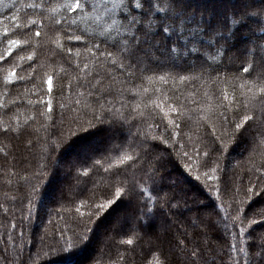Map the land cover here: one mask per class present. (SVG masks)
<instances>
[{
	"label": "trees",
	"instance_id": "trees-1",
	"mask_svg": "<svg viewBox=\"0 0 264 264\" xmlns=\"http://www.w3.org/2000/svg\"><path fill=\"white\" fill-rule=\"evenodd\" d=\"M212 1L216 2L208 8L197 0H81L82 6H85L84 12L69 15L64 6L74 0H0V19L18 10L22 21L35 19L39 23L42 19L40 10L33 11L28 5H44V26L38 29L41 36L35 37L36 28L33 27L31 46L26 53H21L31 55L32 60L21 61L14 53L12 61L17 66V80L26 75H35V84L29 80L27 83L21 82L19 87H5L3 77L10 65L0 68V129L9 125L11 117L13 126L17 120L21 128L27 122L32 132L30 141H24L14 150L19 152L27 148L24 158L31 163L23 167L16 164L12 154L7 156L5 163L3 157L13 152V144L0 140V205H3L0 208V264H22L24 260L28 264H74L83 252L85 255L77 264H126L132 254L126 252L125 248L132 247L136 248L135 264H147L146 256L155 264L162 257L159 252L150 251L147 241L162 221L169 222L170 232L177 241L184 240L185 233L188 240H192L197 232L207 233V238L204 235L197 237L187 251L191 252L196 243L206 245L210 240L212 248H207L204 253L208 264H212L213 260L216 264H231L229 257L244 264L243 253L232 250L230 245L247 247L246 241L264 234V217H255L259 222L251 226L245 222V236H237L241 225L233 223V198L235 196L237 205L244 201L240 205L242 215L252 217L255 212L264 211V196L251 200L243 196L250 183L254 187L264 176V139L257 135L253 141L249 134L242 133L236 140L227 141L226 148L218 154L219 171L216 173L211 168L202 167L201 163L205 159L204 146L211 139H205V126L211 132L215 123L217 132L220 131L215 115L220 109L213 93L222 91L227 94L229 101L235 96L236 102L232 107L240 109L241 115L246 110L245 104L250 115L253 114L251 108L257 105L258 88L251 91L248 87L240 88L241 84L251 86L256 76H246L242 70H238L242 65L253 64L259 55L256 49L264 47V0H252L248 8L243 7L245 0H231L233 7L227 6V0L225 3L224 0ZM13 4L15 7H12ZM126 6L129 10L128 19ZM112 19H116L117 24L108 28L104 37L107 44H101V48L111 44L112 38L116 41L128 39V43L134 45L133 54L143 61L141 66L154 70L143 78L142 87L148 89L147 95H152L153 99L162 95L164 101L173 104L178 100V108L187 105L183 107V119L177 120L184 125L182 138L181 135H174L171 141L176 144L175 149L168 147L170 142L164 139L163 128L158 134L157 128L151 126V119L131 132L127 124H100L77 131L79 125L71 123L77 117L81 123H86L90 118L82 116V110H89L87 90L78 86L85 80V63L88 64L87 72L90 75L97 72L103 74L107 69L118 78L122 77L110 65V61L104 63L102 54L97 59L83 45L77 47L70 43L63 29L67 28L73 35L83 33V39L91 47L93 40L99 42L102 39L101 29L107 27ZM54 20H75L76 23L68 28V23L55 25ZM127 24L129 33L125 27ZM6 26L7 21L0 25V29ZM117 28L120 35H117ZM16 38L23 40L26 37ZM69 47L72 49L71 58L67 51ZM3 51L4 46L0 45V52ZM77 52L81 55L77 56ZM228 56L238 59L229 63L223 72L213 73L209 68L208 73L202 75L207 63L218 65ZM28 65H31L28 73L20 70ZM177 74L186 75L189 80L182 83L176 78ZM160 75L165 76L166 80L160 81ZM217 75L220 77L219 82H215ZM49 76L53 78L51 93L46 83ZM148 76H152L153 80L149 81ZM233 76L239 78L233 80ZM140 84L138 81V90H141ZM156 89L161 91L153 94ZM205 93L208 95L205 96ZM193 98L200 103H193ZM29 100L32 101L31 105ZM49 100L51 113L45 106ZM139 101V96L133 101L125 92L113 100V107L118 110V117H128L131 121L133 116L138 118V114L133 111L132 116H129V110L134 109ZM13 102L19 107H14ZM10 107H13L15 114L9 111L8 115H4ZM140 107L143 108L142 103ZM37 108L39 112L35 110ZM147 112H152L159 119L157 109L149 107L145 114ZM255 116L258 125V111ZM172 118L176 119L177 114H173ZM69 127L72 135H69ZM138 130L142 134L147 133L149 137L157 136V140L152 143L159 144L156 151L162 155L158 162L159 174L155 178V185L148 178L157 166L155 158L150 163L145 158L147 173H138L137 187L145 190L141 202L146 201L152 212L143 221L136 222L140 204L135 199L121 198L89 225L92 232L88 242L82 247L77 245L69 250L65 242L73 239V232L83 235V228L76 227V223L87 220V197H91L94 190L107 187L111 172L125 166L119 163L120 157L125 154L135 157L136 151L130 145ZM91 139H97L100 143L95 144ZM52 141L57 143L53 145L55 152L49 165L44 156L50 150ZM82 143H87L83 146L87 155L83 160L78 156L72 159L67 157L72 147ZM30 144L34 147H30ZM180 144L187 145V157L182 155L184 149L180 148ZM195 149L200 151L196 152ZM42 165H47L48 171L41 188L38 193L26 199L31 184L36 182L33 174L41 170ZM240 165H244L242 171L239 170ZM206 171L209 176L221 179L226 175V183L230 187L226 189L221 179L208 180L204 176ZM60 173L65 174L62 180ZM122 187L127 189L128 185L125 183ZM21 188L23 191H20ZM169 198L173 205L171 209L165 205V200ZM29 207L31 219L28 217ZM4 208L8 209L7 213ZM120 209L123 212L120 213ZM119 216H124L125 220H118ZM197 217L205 223L210 222L213 229L209 231ZM53 237L59 243L54 244ZM127 239H132L133 245L123 244ZM195 250L197 253L200 251L199 248ZM176 251L182 260H196L197 264H202L196 256ZM226 252L228 256H225Z\"/></svg>",
	"mask_w": 264,
	"mask_h": 264
},
{
	"label": "snow or ice",
	"instance_id": "snow-or-ice-1",
	"mask_svg": "<svg viewBox=\"0 0 264 264\" xmlns=\"http://www.w3.org/2000/svg\"><path fill=\"white\" fill-rule=\"evenodd\" d=\"M12 7H15L13 4ZM65 10L69 15L75 14L77 12L83 13L85 10V6H82L81 0H74L73 3H69L64 6ZM28 8L36 11L37 9L40 10L41 21L38 23L35 19H24L22 21L21 17L18 15L17 12H13L11 16L6 18L0 19V25H4L7 21V26L3 29H0V45L4 46V51L0 52V68H4L6 65H10L7 68L6 75L3 77V84L5 87L14 86L19 87L21 82L27 83L29 80L31 83L35 84L36 76L35 75H26L23 77H18L17 66L13 64L14 53L15 57L19 60L24 61L32 60L31 55H22L21 53H26L28 48L31 46L32 41V34L31 29L33 27L36 28L34 35L35 37L39 38L41 36V32L38 30L40 27L44 26L43 16H44V5L32 3L28 5ZM127 11V19H128V8L125 7ZM53 11H55L53 9ZM97 19H100L99 17ZM62 23H68V28H71L72 25L76 23L75 20H71L70 22L61 21V20H54L55 25H61ZM117 24L116 19H112L111 23L107 25V27H102L100 35L102 39L99 42L93 40L91 42V47H88V44L83 39V33L73 35L68 31L67 28L63 29L64 34L67 40L74 44L75 46L79 47L81 45L84 46L86 51L92 56L99 59L100 55L102 54L104 57V63H108L110 61V65L115 67L119 73L120 77L118 78L114 73H110L105 69L104 73L101 74L99 72L95 74H89L87 72L88 64L85 63L83 68L85 69V80L83 83H80L78 86L85 88L87 90L89 96V103L87 108L90 110H82V116L90 117L86 123H81L80 118H74L71 123L78 124L79 129L77 131H82L83 129H91L100 124H127L129 131L131 132L132 129L136 128L139 129L146 120L151 119L152 125L157 128V132L159 134V130L161 128L164 129L163 137L167 139L170 143L168 147L175 149L176 144L172 143V138L174 135H181L184 131V125L178 123L177 120H182L184 117L183 107H187L184 105L183 107L178 108L176 104L179 101H176V104L167 102L163 100V96H157V98L153 99L152 95H147L148 89L142 87L143 78L147 73L154 72L151 68L142 67L141 61L138 57H136L134 52V45L128 43V39H124L123 41H116L115 38H112V43L108 44L106 48L102 49L101 44H107V39L104 38L107 35L108 28H111L113 25ZM127 32L129 33V26L128 24L125 26ZM24 30V31H21ZM120 30L117 28V35H120ZM17 36L26 37L25 39H17ZM257 52L259 55L255 59L253 64H248V66H241V71L246 74V76L255 75L256 80L253 81L251 86L241 84L240 88L248 87L249 90H253V88H258L259 90V99L257 101V105L251 108L253 114H248L247 108L248 106L245 104L244 108L246 109L243 114L241 115L240 109H233L232 105L236 102L235 96L231 101L228 100V96L226 93L222 91L220 93H213L214 98L216 99L217 106L219 107L220 111L215 113L216 121L219 123L220 131L217 132L216 124L213 123L211 132H208L207 126H205V139L211 137L208 140V143L204 146L205 151L203 155L205 159L202 161L201 166L204 168H211L213 173L219 171V155L223 152V150L227 146V141L236 140V138L242 134L247 133L251 136L253 141H255L256 136L258 135L261 139H264V47H258ZM69 58H71L72 49L69 47L67 49ZM77 56H80L81 53L77 52ZM235 59L231 56L225 57L224 61L221 64L213 65L207 63L202 71L203 74L208 73V69L211 68L213 73L223 72L225 68L228 67L229 63H234ZM131 61V62H130ZM31 65H28L26 68H21V71L28 73ZM38 75V73H37ZM102 77V78H101ZM182 83L184 81L189 80V77L186 75H179L177 77ZM239 77L233 76V80L238 79ZM52 77L49 76L47 78V86L48 92H52ZM80 80V77H77ZM160 81H165L166 78L163 75L159 76ZM148 80L152 81L153 77L148 76ZM140 81V89L138 90L137 82ZM220 77L216 76V81L219 82ZM227 82V81H225ZM161 90L156 89V92H160ZM128 93V98L135 101L136 97H140V101L136 103L134 109L129 110V116H132L133 111L138 114L137 116H133L132 120L129 121L128 117H118L117 109L113 107V100L117 96H122ZM255 95V92L253 93ZM43 93H41V96ZM208 94L205 93V96ZM111 97L112 99H109ZM227 102V106L225 105ZM28 103L31 105L32 101L29 100ZM143 104V108L140 107V104ZM193 103L199 104V101H196L193 98ZM14 105V102H13ZM48 108L49 113L52 112L51 100L47 102L45 105ZM123 102H121V107H123ZM2 107V105H0ZM14 107H19L14 105ZM152 107L157 109L160 116L159 119L152 112H147L146 110ZM167 109V110H166ZM39 112V109H35ZM9 111L14 113L13 107H10L8 110L4 112V115H8ZM259 112V124L257 125V118L255 116L256 112ZM173 114H177V118L173 119ZM198 115V113H197ZM63 115L61 119L63 120ZM167 121L164 123V121ZM55 120H53V124H55ZM169 127H171V131H169ZM56 133H53L55 135ZM69 135H72V129L69 127ZM32 136V132L29 130V125L25 122L23 128L20 127V122L17 120L15 126L12 125L11 117L9 118V125L7 127H3L0 129V140L2 141H9L13 144V152L6 153L3 157L5 163H7V156L9 154L14 155L15 162L19 166L23 167L25 164L31 163V161L26 160L24 158V153L27 152V148H22L19 152H15L14 150L17 148L18 145L23 144L24 141H30ZM157 136H151L147 133H141V131H137L136 134L132 137V147L136 151L135 157L133 155H127L120 157L119 163L124 164L125 166L122 168H116L110 174L108 186L103 189H96L93 191L91 197H87L89 199L88 213H87V220H80L77 221L76 227L83 228V235H77L73 232V239L66 241V246L69 250L74 246H83L88 242V239L91 235L92 229L89 228V225L93 224L94 219L99 218L102 214L108 211L118 200L121 198L126 199H135L140 204V211L137 216L136 222L143 221L145 217L152 212V209L149 207L148 203L141 202V197L144 196L145 190L138 189L137 187V180H138V173L145 172L147 173V168L144 165L145 158H147V162H151L153 158L157 161V166L154 167V170L149 175V179L153 180L155 185V178L159 174L158 162L162 159V155L160 152L156 151V148L159 147V144L152 143V141H156ZM219 146H217V142ZM63 140H61V143ZM163 142V140H161ZM56 141H52V144L49 146L50 150L45 153L44 159L49 163L52 162V157L55 152ZM30 147H34V145H29ZM180 148L184 149L182 155L187 157L189 155L187 151L186 144H180ZM195 148V146H193ZM196 152H199L200 149H195ZM169 154H171L169 152ZM215 157V159H214ZM131 162V163H127ZM216 167H213V165ZM134 165H138L139 167H134ZM35 168V165L33 164ZM27 170V169H25ZM48 171L47 165H42L41 170H37L34 172L35 183L31 184L30 193L25 198L28 199L29 196L33 193H38L39 189L41 188L42 181L44 179V175ZM98 171V170H97ZM108 171V169H105ZM204 176L208 180H215L221 179L217 176H209V173L206 171ZM197 179H200L197 176ZM127 184L128 187L125 189L122 185ZM221 183H225V188L227 189L230 187L226 183V175L224 179H221ZM210 187V186H209ZM23 191V188L20 189ZM83 195V191L81 192ZM243 196L246 200H251L256 198L257 196H264V176L260 178L259 183H257L254 187L249 184L247 190L243 192ZM234 203V213H233V223H239L241 225L238 234L239 237L245 236V228L243 225L245 222L248 226H251L255 223H258V219L255 217H264V211L255 212L252 217H249L245 214H241V207L240 205L244 204V201H240V205L235 203V196L233 198ZM31 203L29 199V204ZM165 205L171 209L172 202L171 198L165 200ZM0 208H3V205H0ZM23 208H21V212L23 213ZM79 211V209H77ZM4 212L7 213L8 209L4 208ZM31 207L28 208V217L31 219ZM200 220V223L204 225L209 231L213 229V225L209 223H205L202 219L197 217ZM13 228L16 227L15 224L12 225ZM23 233L21 232V236ZM204 235L207 238V233H200L197 232L194 234L192 240L187 239V233L184 234V240L177 241L175 237L171 234L169 229V222L162 221L157 230L149 235L147 243L149 244L150 251L152 252H159L160 257L155 262V264H197L196 260L184 261L181 259L180 255L176 250H180L184 252L185 255L188 256H196L198 259L202 261V264H208V260L205 258V251L207 248H212V243L209 240L206 245H202L200 243L195 244V248L192 249L191 252L187 251L189 245L193 244L197 237ZM216 237H213L215 239ZM234 239L236 236L233 237ZM221 242H223L221 240ZM53 243L57 244L58 241L55 240L53 237ZM132 239H127L123 241L125 245H133ZM143 243V240H141ZM247 247L238 246V244H231L230 248L234 251H238L239 253H243L244 255V264H264V234H260L254 240L246 241ZM196 248H199V253L196 252ZM126 252H131V258L126 260V264H135V256H136V248H125ZM229 254L226 252L225 256ZM223 259V258H221ZM231 264H240L239 260L232 259L229 257ZM147 264H152L148 257H145ZM22 264H28L27 260L22 261ZM212 264H216L215 260L212 261Z\"/></svg>",
	"mask_w": 264,
	"mask_h": 264
},
{
	"label": "rangeland",
	"instance_id": "rangeland-1",
	"mask_svg": "<svg viewBox=\"0 0 264 264\" xmlns=\"http://www.w3.org/2000/svg\"><path fill=\"white\" fill-rule=\"evenodd\" d=\"M202 3L204 6L209 8V5L214 4L216 1H204V0H197V2ZM214 2V3H213ZM223 3H225V0L223 1ZM227 6L233 7L234 4H232L231 0H227L226 1ZM252 3V0H245L243 2V7L248 8ZM210 16V15H209ZM89 140V139H88ZM91 142H94L95 144H99L100 142L97 141V139H91ZM90 142V143H91ZM87 145V143H82L80 144L78 147H72V151L69 152V154L67 155V157H69L70 159H72L74 156H78L80 160H83L87 155L83 150V146ZM82 149V150H81ZM244 165H240V169L239 170H243ZM65 177L64 173H60V179L62 180V178ZM123 212L122 209L119 210V212ZM120 212V213H121ZM125 220V217L123 216L122 218H120V216L118 217V220Z\"/></svg>",
	"mask_w": 264,
	"mask_h": 264
},
{
	"label": "bare ground",
	"instance_id": "bare-ground-1",
	"mask_svg": "<svg viewBox=\"0 0 264 264\" xmlns=\"http://www.w3.org/2000/svg\"><path fill=\"white\" fill-rule=\"evenodd\" d=\"M206 1H212V0H206ZM84 255H85V252H83L80 256H78L74 264H77L80 260H82V257Z\"/></svg>",
	"mask_w": 264,
	"mask_h": 264
}]
</instances>
